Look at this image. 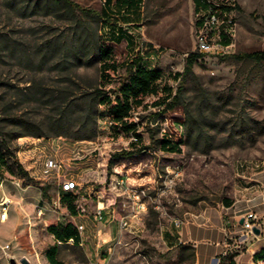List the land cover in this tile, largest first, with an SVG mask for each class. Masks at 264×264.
<instances>
[{"label":"rangeland","instance_id":"rangeland-1","mask_svg":"<svg viewBox=\"0 0 264 264\" xmlns=\"http://www.w3.org/2000/svg\"><path fill=\"white\" fill-rule=\"evenodd\" d=\"M72 1L84 11L52 0H0L3 130L13 128L8 118L17 115L43 134L12 142L29 179L3 169L0 198L12 201L8 218L0 221V264H22L23 258L50 264L45 253L56 243L50 228L71 224L76 230L80 223L81 245L57 244V264H161L166 257L172 264H191L190 246H178L177 255L168 257L150 242L165 220L183 217L186 209L216 206L237 184L241 168L264 164V63L225 57L264 51V0H224L233 7L227 27L231 42L219 52L199 51L193 0H143L137 14L120 12L113 1ZM105 52L119 66L112 80L102 83L107 91L133 57L161 70V87L176 88L174 74L183 70L187 55L202 54L186 78L181 104L156 115L151 95L132 109L142 137L136 147L133 134L113 123L107 105L98 106L93 140L55 135L78 130L57 123L56 101L98 87ZM185 130H200L202 136H186ZM162 135L182 136L180 150L160 149ZM139 146L146 148L108 165L112 154ZM48 157L60 163L58 172H43ZM115 176L124 178L127 190L111 188ZM66 179L79 184L71 199L75 212L62 199L60 207L52 202L57 193L63 195L60 183ZM128 192H139L147 210L135 221L128 216L135 232L115 221V230L103 239L100 226L107 216L95 218L97 202L129 211Z\"/></svg>","mask_w":264,"mask_h":264},{"label":"trees","instance_id":"trees-1","mask_svg":"<svg viewBox=\"0 0 264 264\" xmlns=\"http://www.w3.org/2000/svg\"><path fill=\"white\" fill-rule=\"evenodd\" d=\"M118 6L120 12H136L139 11L143 0H107ZM194 11L197 14L200 9L204 8L205 0H193ZM55 4H62L70 9H79L84 11L77 3L72 0H52ZM224 10L229 15L233 7L230 4L223 5ZM123 15V14H122ZM228 19L227 16L225 18ZM106 22L110 23L109 20ZM232 22V20H231ZM199 21H196L198 25ZM112 24V23H110ZM231 25V24H230ZM221 43L227 46L231 42L230 36L225 32V24L221 26ZM99 65V76L101 84L98 87L93 88L91 91H84L77 96H71L68 99L60 100L56 102L57 105V123L71 127L73 125L78 126V130L73 133H65L56 131L55 135H64L72 137L76 140H93L98 133L97 130V112L98 106L107 105L114 124L121 127V130L131 132L136 138V141L131 142L134 147L136 143L142 141V137L137 133V122L131 120V112L134 107H139L144 104V100L148 96H156V99L152 102L153 105L159 108L156 115L172 110L177 105L182 103V93L184 84L188 75L193 72V65L201 53L191 52L185 59V64L181 72H176L174 78L177 81L176 88H173L169 84H165L162 87L159 85V79L161 77V70L154 68H147L141 61L135 57L128 62L125 68V74L119 75V82L115 88L110 91L105 90V86L102 85L112 80L118 72V64L111 59H108V52L103 54ZM236 61H249L255 63H264V51L257 50L251 52H238L225 56ZM113 94L114 96H112ZM76 113V114H75ZM75 115V116H74ZM4 118L0 117V182L3 181V169L7 168L12 170L13 173L19 176L29 179L27 170L23 167L16 154V147L13 145V141L22 136H34L43 137V134L39 131L29 128L27 120L21 116H11L8 118V125L13 128L11 130H3ZM186 136L195 135V138H201L202 134L200 130H185ZM183 143L182 136L178 138L168 137L162 135L159 146L160 149L176 152L180 150V145ZM146 146H139L135 149L114 153L110 156L108 165L111 166L114 163L116 157L122 155H131L133 153H139ZM45 192H43L44 194ZM73 194L71 192L63 193L61 199L67 204L68 209L71 212H75V206L71 199ZM53 235L56 239H65L71 236L75 237V245L79 246V235L71 224H66L61 230L56 227H51ZM46 258L50 264H57V244L49 246L46 250ZM264 257V254L263 256ZM221 264V262L219 263Z\"/></svg>","mask_w":264,"mask_h":264},{"label":"crops","instance_id":"crops-1","mask_svg":"<svg viewBox=\"0 0 264 264\" xmlns=\"http://www.w3.org/2000/svg\"><path fill=\"white\" fill-rule=\"evenodd\" d=\"M51 143V140L46 142L50 147ZM77 143H68V146L74 147ZM245 167L237 174V184L216 206L186 209L183 217L165 220L153 237L155 242L150 244L168 253V257L177 255L178 246L188 245L193 253L191 264H264V164ZM131 211L107 205L103 211L107 217L100 226L103 239L109 238L115 223L119 225L120 217L129 216ZM249 212L258 218L255 226L258 233L244 238L242 222ZM132 221L135 220L132 218ZM128 229L135 232L132 223ZM161 264L172 263L166 257Z\"/></svg>","mask_w":264,"mask_h":264},{"label":"built area","instance_id":"built-area-1","mask_svg":"<svg viewBox=\"0 0 264 264\" xmlns=\"http://www.w3.org/2000/svg\"><path fill=\"white\" fill-rule=\"evenodd\" d=\"M205 7L200 9L197 13V20L199 21L197 25V38L196 43L201 52H219L224 51L226 46L221 43V26L225 24V32L229 35L227 31V27L231 24V18H229L228 14L223 8L224 4H228L224 0H205ZM227 16V20L225 19ZM228 46V45H227ZM159 110V108H158ZM131 142L136 141L137 138L134 135H131ZM60 163L54 157H48L44 161L43 172L45 174H50L53 172H58L60 170ZM2 181L0 182V186ZM126 181L122 177H113L110 185L111 188H122L123 190H127L124 185ZM79 188V184L74 180L66 179L60 183V189L63 193L71 192L74 193V190ZM129 198L132 203V211L129 214L131 218H138L139 214L145 212L147 210L146 204L141 200V194L139 192H128ZM61 195L57 193L56 197L53 198L52 202L55 207L61 206ZM0 221L3 222L8 218V210L11 204V199L7 196H2L0 198ZM106 209L104 203L99 201L97 202L96 210H95V218L97 220H102L104 218L103 211ZM258 220L256 214L254 212L247 213L242 222V227L244 232L242 236L245 238L249 234H254L252 228L257 226L256 221ZM176 223L180 224V221ZM130 220H128L127 216H122L119 219V226L122 229H127L130 227ZM76 231L79 235V245H81V235L84 230V225L82 223L76 224ZM75 237L71 236L69 238H65L63 240L56 239V244H69L75 245ZM8 248V245L4 246Z\"/></svg>","mask_w":264,"mask_h":264},{"label":"water","instance_id":"water-1","mask_svg":"<svg viewBox=\"0 0 264 264\" xmlns=\"http://www.w3.org/2000/svg\"><path fill=\"white\" fill-rule=\"evenodd\" d=\"M252 230L254 233H258V229L256 227H253ZM21 263L22 264H28V261L25 258H23V259H21ZM13 264H16V263L13 262Z\"/></svg>","mask_w":264,"mask_h":264}]
</instances>
